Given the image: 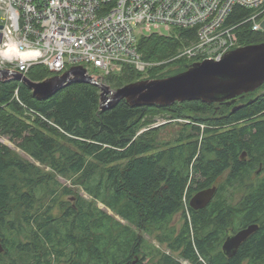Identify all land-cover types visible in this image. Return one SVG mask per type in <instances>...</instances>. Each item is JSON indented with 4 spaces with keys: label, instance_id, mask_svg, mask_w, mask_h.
Listing matches in <instances>:
<instances>
[{
    "label": "trees",
    "instance_id": "1",
    "mask_svg": "<svg viewBox=\"0 0 264 264\" xmlns=\"http://www.w3.org/2000/svg\"><path fill=\"white\" fill-rule=\"evenodd\" d=\"M252 12L236 6L227 24ZM236 34L239 47L264 43V32L249 23ZM195 39L194 30L141 37L137 52L151 66L140 73L125 65L104 83L118 90L182 73L193 62L175 57ZM50 77L43 65L27 73L32 82ZM155 116L206 128L200 134L198 126L184 124L174 145L161 149L154 137L159 128H149ZM187 128L202 140H191ZM0 138L16 148L0 141V264H264V178L252 180L264 164V84L228 105L135 108L121 101L100 111V90L90 84L73 83L37 100L25 84L0 81ZM214 185L211 202L192 210L191 198ZM179 213L177 230L171 223ZM257 224L259 231L232 257L223 254L230 234Z\"/></svg>",
    "mask_w": 264,
    "mask_h": 264
},
{
    "label": "built area",
    "instance_id": "2",
    "mask_svg": "<svg viewBox=\"0 0 264 264\" xmlns=\"http://www.w3.org/2000/svg\"><path fill=\"white\" fill-rule=\"evenodd\" d=\"M236 6L253 12L229 25ZM263 19L264 0H0V53L18 57L0 56V71L26 76L32 66L43 65L51 76H61L82 66L98 82L125 65L143 73L151 65L141 61L138 40L164 36L163 30L168 37L195 31V42L175 59L218 62L239 48L238 26L249 23L259 32Z\"/></svg>",
    "mask_w": 264,
    "mask_h": 264
},
{
    "label": "water",
    "instance_id": "3",
    "mask_svg": "<svg viewBox=\"0 0 264 264\" xmlns=\"http://www.w3.org/2000/svg\"><path fill=\"white\" fill-rule=\"evenodd\" d=\"M260 26L264 32V19ZM11 79L25 84L37 100H46L73 83L93 85L100 90V111L110 110L121 101L135 108L190 101L228 105L237 97L252 93L264 84V43L239 47L218 62L192 63L177 75L159 80H142L118 90H111L94 80L82 66L73 67L61 76L50 77L42 82H32L17 72L0 71V81ZM239 108L236 106L232 111ZM215 192L216 187L197 192L189 202L190 208L194 211L205 208ZM257 229L256 225H250L227 237L222 245L223 254L232 257Z\"/></svg>",
    "mask_w": 264,
    "mask_h": 264
},
{
    "label": "rangeland",
    "instance_id": "4",
    "mask_svg": "<svg viewBox=\"0 0 264 264\" xmlns=\"http://www.w3.org/2000/svg\"><path fill=\"white\" fill-rule=\"evenodd\" d=\"M162 34L164 36H167L169 34V32H167L166 30H163L162 31ZM174 36H176V34H174ZM91 71H94L95 73L97 74H100V71L98 70H92L90 69ZM49 71V70H48ZM65 72V71H64ZM141 73V72H140ZM63 74V73H62ZM90 76V75H89ZM27 77V75L25 76ZM54 77V76H53ZM105 79H103L102 82H99L101 84H104L105 85ZM216 109H219V106H215ZM215 109V110H216ZM216 113H218V111L216 110ZM153 123L150 124L149 128H159L156 135L154 136L155 137V143L159 146V148H164L163 146L164 145H169V146H173L174 143L176 142L177 138L179 137V133L181 132L182 130V126L184 124H190L191 126H195V127H199L200 129V134L204 131V129L206 128V125H201V124H195V123H189L187 120H175V121H171L170 120H167L165 117H162V116H155L153 117L152 119ZM166 122V123H165ZM170 123V124H169ZM165 124H168V125H165ZM161 126V127H160ZM197 127V128H198ZM191 129V128H190ZM145 130L147 129H142L139 133H142L144 132ZM185 132H189V128H187V130ZM138 133V134H139ZM190 133V132H189ZM194 131H192L190 133L189 136H192L190 137L191 140H202V136L200 134V136L197 137V135H194ZM196 134V133H195ZM0 141L1 143H3L4 145L10 147L11 149L15 150V146L10 143L7 139L5 138H0ZM17 151V150H16ZM22 157H24L25 159L27 160H31L28 156H26L25 154L23 153H20L19 151H17ZM264 161V159H262ZM227 176V173H224L222 176H221V179H220V182L223 181ZM264 178V170L262 171V173L260 174H256V171L254 172L253 174V177H252V180L255 182L257 181V179H262ZM59 181L64 184V186L66 187H69L72 191H78L79 189L77 187H72L70 186L69 182H66L64 181L63 179H59ZM252 181V182H253ZM250 182H246L243 184V186L247 187L249 186ZM213 187H216V185H214ZM240 190V188H238ZM243 191V190H242ZM80 192V195L83 196L85 199H89L86 194L82 191H79ZM241 190L238 191L235 195H234V198H232L234 201V203H237L239 200H240V195H241ZM64 201H67L70 199V197L68 196H64L62 198ZM72 200V199H70ZM98 207L101 209V210H104V211H107L106 209H104L101 205H98ZM108 214H111V212L107 211ZM59 214V210L58 209H55L54 212H53V215L57 216ZM182 225V215L181 213L177 214L176 216H174L173 220H172V223H171V227L174 228V229H179ZM145 239L151 244V245H154L155 247L161 249L162 251H166V247L165 246H160L157 242L154 241V239H151L147 236H145ZM182 264H191L189 262H182Z\"/></svg>",
    "mask_w": 264,
    "mask_h": 264
},
{
    "label": "flooded vegetation",
    "instance_id": "5",
    "mask_svg": "<svg viewBox=\"0 0 264 264\" xmlns=\"http://www.w3.org/2000/svg\"><path fill=\"white\" fill-rule=\"evenodd\" d=\"M222 104H226V103H222ZM217 105H220V104H217ZM227 105V104H226ZM241 158L242 159H244V158H246L245 157V155H242L241 156ZM257 170H256V174H260V173H262V171L264 170V164H263V162H261L260 164H258V166H257V168H256ZM261 224H257L256 226L258 227V229H257V231L254 233V234H256L258 231H259V229H260V226ZM253 234V235H254ZM232 234H230L229 236H231Z\"/></svg>",
    "mask_w": 264,
    "mask_h": 264
},
{
    "label": "clouds",
    "instance_id": "6",
    "mask_svg": "<svg viewBox=\"0 0 264 264\" xmlns=\"http://www.w3.org/2000/svg\"><path fill=\"white\" fill-rule=\"evenodd\" d=\"M10 47H11V45H10ZM17 51L20 52L19 49H17ZM20 55H26V53H24V52H20ZM33 55H39V53H38L36 50H33ZM0 56H3L4 59L18 58V57L10 56V55L6 54V52H4V53H0Z\"/></svg>",
    "mask_w": 264,
    "mask_h": 264
},
{
    "label": "bare ground",
    "instance_id": "7",
    "mask_svg": "<svg viewBox=\"0 0 264 264\" xmlns=\"http://www.w3.org/2000/svg\"><path fill=\"white\" fill-rule=\"evenodd\" d=\"M261 30H262V29H261ZM261 30H260V31H261ZM129 67H130V66H129ZM70 69H71V68H70ZM68 70H69V69H68ZM68 70H66L65 72H67ZM65 72H64V73H65ZM64 73H63V74H64ZM63 74H61V75H63Z\"/></svg>",
    "mask_w": 264,
    "mask_h": 264
}]
</instances>
